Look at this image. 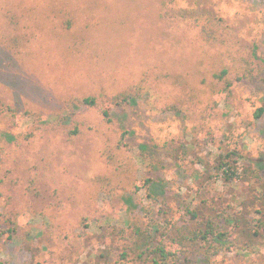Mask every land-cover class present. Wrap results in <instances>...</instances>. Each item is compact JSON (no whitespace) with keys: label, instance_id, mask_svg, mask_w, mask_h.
<instances>
[{"label":"rangeland","instance_id":"1","mask_svg":"<svg viewBox=\"0 0 264 264\" xmlns=\"http://www.w3.org/2000/svg\"><path fill=\"white\" fill-rule=\"evenodd\" d=\"M241 56L254 71L225 100L210 72ZM123 90L130 98L110 124L72 104L96 96L109 109ZM66 102L73 121L60 114ZM0 106V264H120L114 234L145 227V208L174 211L195 194L220 213L231 193L257 194L220 180L217 155L234 152L264 183V112L254 117L264 109V0H0ZM182 257L261 261L197 246Z\"/></svg>","mask_w":264,"mask_h":264},{"label":"trees","instance_id":"2","mask_svg":"<svg viewBox=\"0 0 264 264\" xmlns=\"http://www.w3.org/2000/svg\"><path fill=\"white\" fill-rule=\"evenodd\" d=\"M206 35L207 38H212L211 31ZM231 60L236 65L234 68L222 65L211 71L209 76L211 89L218 87L224 93L225 100L229 97L234 83L245 80L254 71L250 57H232ZM129 98L128 90L112 95L106 103L104 102L109 109H103L101 106L103 104L98 102L96 96L75 97L72 104L75 103L86 109H96L102 120L110 124L113 122L112 109L125 104ZM72 104L70 106L66 102L60 112L63 117L66 115V118L71 121L76 117ZM4 108L0 106V115L5 111ZM210 108L208 110L212 112ZM168 109L179 110L176 105H170ZM263 112V108L257 109L254 117L261 118ZM57 121L58 119L54 123L57 124ZM72 134H78L76 129ZM123 138L124 133L118 138L117 148L120 147ZM181 149L179 147L173 150L182 152ZM231 156L236 154L230 152L217 155L215 169L219 173L220 180L231 185V189H235L238 182H248L249 190L257 192L256 195L248 197L247 192L244 191L238 194L231 193L228 204L223 206L220 213L213 210L207 213L209 210L203 209L206 201L204 199L197 201L195 194L190 200L181 201V205L174 211H171L164 202H158L160 204L158 212L145 208V215L149 218L145 227L129 226L114 234L111 247L116 252L117 262L120 264H191L188 258L183 259L182 256L189 248L197 246L207 252L213 251L215 254L223 248L230 252L233 250L246 253L257 252L261 254V261L258 264H264V183H261V178L256 171L247 168L239 169L235 166ZM133 159L141 168L147 166L150 161L146 155L139 152ZM146 182L150 184L151 180L146 179ZM135 189L136 186L131 187L130 191H137ZM251 210L257 216L254 219H250ZM219 218H227L230 221V231L225 232L219 229L215 221ZM107 220L110 219L107 218ZM103 223L105 224V221L101 220L99 225L94 224V226L100 228ZM10 232L14 234V229L10 228ZM98 258L104 259L106 256L100 254Z\"/></svg>","mask_w":264,"mask_h":264}]
</instances>
